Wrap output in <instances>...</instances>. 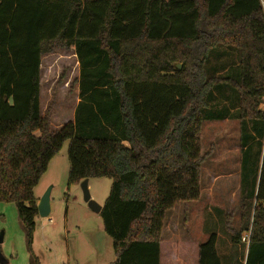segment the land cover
<instances>
[{"label": "trees", "instance_id": "trees-1", "mask_svg": "<svg viewBox=\"0 0 264 264\" xmlns=\"http://www.w3.org/2000/svg\"><path fill=\"white\" fill-rule=\"evenodd\" d=\"M57 47L77 60L79 102L73 120L54 129L52 103L41 114L40 66ZM217 47L235 51L234 68H209ZM225 89L235 105L208 111ZM262 102L259 0H0V203L15 205L29 245L34 188L68 141L70 184L111 181L98 215L112 264H160L165 214L200 199L202 122L234 110L240 217L238 230L226 223L225 232L232 248H245L244 264H264ZM216 242L209 233L198 264H233L234 255L220 259Z\"/></svg>", "mask_w": 264, "mask_h": 264}, {"label": "rangeland", "instance_id": "rangeland-1", "mask_svg": "<svg viewBox=\"0 0 264 264\" xmlns=\"http://www.w3.org/2000/svg\"><path fill=\"white\" fill-rule=\"evenodd\" d=\"M76 58L72 50L57 47L41 58L40 109L43 115L52 103L51 126L54 129L73 120L78 101L75 82L78 77ZM208 66L222 73V67L236 66L235 51L215 48ZM73 83V84H72ZM54 89V92L52 90ZM234 94L228 90L214 93L215 100L208 111H220L234 104ZM234 100V102H233ZM230 108V107H229ZM260 109L264 111V102ZM223 121H204L200 131V151L206 155L201 166V195L197 203L177 204L164 217V235L173 230L182 239L203 242L209 233L217 236L216 251L222 257L228 241L226 223L233 230L239 228V187L241 152L239 150V122L236 112ZM69 142L66 141L51 159L46 172L34 188V196L41 198L49 191V214L35 218L31 245L12 203H0V264H112L115 260L112 241L104 233L102 221L91 204L102 207L111 181L106 178L88 179L90 202H85L81 183L68 182ZM253 154L249 166H253ZM206 231L204 233V231ZM235 255L243 258L245 248L238 247ZM223 258V257H222Z\"/></svg>", "mask_w": 264, "mask_h": 264}, {"label": "crops", "instance_id": "crops-1", "mask_svg": "<svg viewBox=\"0 0 264 264\" xmlns=\"http://www.w3.org/2000/svg\"><path fill=\"white\" fill-rule=\"evenodd\" d=\"M40 71H41V66H40ZM41 91H42V84L40 83V93ZM77 96H78V90H77ZM78 102L79 99L76 105L78 104ZM35 198L39 201V198L37 197ZM193 203H197V202H193ZM205 232L206 231H204V233ZM184 237L186 238L182 239L181 236L178 233H176V231H174V229L168 231V237H166V235H164V226L162 227L160 233V241H159L160 264H198V248L199 245L202 244L204 241L198 243L195 241H191L190 240L191 238H189L187 234ZM222 249H223L222 251L223 258L218 255L221 260L225 259V257H227L228 255L232 256L236 254L238 252L237 250H239V248L235 249L231 247L229 243V239L226 245H224ZM232 261L233 264H244L243 258L241 259V258L233 257Z\"/></svg>", "mask_w": 264, "mask_h": 264}, {"label": "water", "instance_id": "water-1", "mask_svg": "<svg viewBox=\"0 0 264 264\" xmlns=\"http://www.w3.org/2000/svg\"><path fill=\"white\" fill-rule=\"evenodd\" d=\"M173 67L177 70H180L181 65L180 64H175ZM87 182L88 180L85 179L81 183V189L83 193V199L85 202H90V195L88 193V188H87ZM91 203V202H90ZM93 210L95 213H99L101 210V207L91 204ZM49 191H47L38 201L37 203V212L38 216L45 218L49 214ZM2 242V237L0 236V243Z\"/></svg>", "mask_w": 264, "mask_h": 264}, {"label": "built area", "instance_id": "built-area-1", "mask_svg": "<svg viewBox=\"0 0 264 264\" xmlns=\"http://www.w3.org/2000/svg\"><path fill=\"white\" fill-rule=\"evenodd\" d=\"M260 1V4L262 6V9H264V0H259ZM248 240V236H245L242 241H247Z\"/></svg>", "mask_w": 264, "mask_h": 264}]
</instances>
